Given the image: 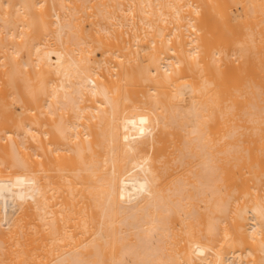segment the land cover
Returning a JSON list of instances; mask_svg holds the SVG:
<instances>
[{"label": "bare ground", "instance_id": "1", "mask_svg": "<svg viewBox=\"0 0 264 264\" xmlns=\"http://www.w3.org/2000/svg\"><path fill=\"white\" fill-rule=\"evenodd\" d=\"M0 264H264V0H0Z\"/></svg>", "mask_w": 264, "mask_h": 264}]
</instances>
